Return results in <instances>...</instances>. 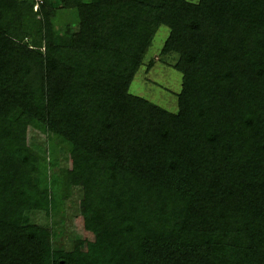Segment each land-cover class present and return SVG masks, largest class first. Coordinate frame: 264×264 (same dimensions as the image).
<instances>
[{
    "label": "trees",
    "instance_id": "obj_1",
    "mask_svg": "<svg viewBox=\"0 0 264 264\" xmlns=\"http://www.w3.org/2000/svg\"><path fill=\"white\" fill-rule=\"evenodd\" d=\"M35 3L0 0V264H264V0ZM161 25L176 111L130 91ZM58 183L82 189L71 250L29 219Z\"/></svg>",
    "mask_w": 264,
    "mask_h": 264
},
{
    "label": "rangeland",
    "instance_id": "obj_2",
    "mask_svg": "<svg viewBox=\"0 0 264 264\" xmlns=\"http://www.w3.org/2000/svg\"><path fill=\"white\" fill-rule=\"evenodd\" d=\"M76 18L75 9H61L56 19V27L63 28L68 22L73 29H78ZM168 34L169 27L167 25H161L158 28L147 52L145 64L141 66L131 82L130 91L148 98L170 111H176L178 109L177 94L182 86V73L174 68L172 63L177 60L178 55L176 53L160 54ZM151 59H154V63L148 68ZM30 141L36 152L44 157L49 175L59 176V180L63 179L64 169L69 166L66 143L61 142L57 137L49 140L45 134L34 129L30 132ZM52 143L55 150H52ZM53 191L61 200L58 211H54L50 215L44 211L32 212L29 214V219L45 224L51 229L53 245L56 248L71 250L74 241L80 236L76 228L75 215L80 210L79 202L82 197V189L80 186L72 185L66 190L58 183L53 186Z\"/></svg>",
    "mask_w": 264,
    "mask_h": 264
},
{
    "label": "built area",
    "instance_id": "obj_3",
    "mask_svg": "<svg viewBox=\"0 0 264 264\" xmlns=\"http://www.w3.org/2000/svg\"><path fill=\"white\" fill-rule=\"evenodd\" d=\"M35 1H36V3H35V10H37L39 8L40 3H42L43 0H35Z\"/></svg>",
    "mask_w": 264,
    "mask_h": 264
}]
</instances>
